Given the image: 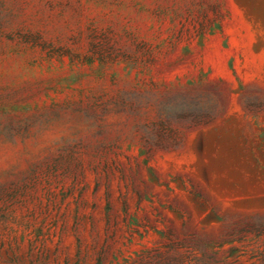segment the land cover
Returning <instances> with one entry per match:
<instances>
[{"label":"rangeland","instance_id":"374dc122","mask_svg":"<svg viewBox=\"0 0 264 264\" xmlns=\"http://www.w3.org/2000/svg\"><path fill=\"white\" fill-rule=\"evenodd\" d=\"M0 264H264V0H0Z\"/></svg>","mask_w":264,"mask_h":264}]
</instances>
